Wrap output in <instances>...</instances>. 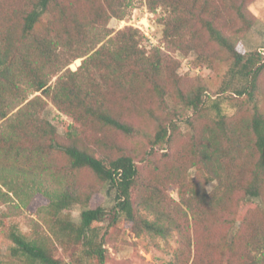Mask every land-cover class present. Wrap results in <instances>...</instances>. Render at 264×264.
<instances>
[{"label":"trees","instance_id":"16d2710c","mask_svg":"<svg viewBox=\"0 0 264 264\" xmlns=\"http://www.w3.org/2000/svg\"><path fill=\"white\" fill-rule=\"evenodd\" d=\"M146 1L154 12H169V46L195 53L211 68L229 63L239 84L235 95L252 105V118L229 116L221 99L226 90L212 100L200 78L185 90L176 74L179 63L160 49L148 55L138 30L113 36L108 24L127 16L131 0H0V171L15 175L18 185L20 177L33 176L32 184L23 185L32 193L39 184L48 202L49 234L30 239L19 229L10 232L11 254L21 264H106L105 233L120 219L138 236L167 237L178 230L182 249L170 264H264V57L237 48L254 25L249 6L256 0ZM171 61L175 68L167 78ZM171 96L193 112L186 119L191 135H179L173 120L157 116L155 99L162 105ZM49 102L80 132L61 136L43 116ZM195 117L201 121L195 124ZM149 122L156 123L155 131L144 128ZM140 138L150 145L141 160H151L158 147L168 150L147 177L137 149L126 145ZM22 160L38 161L41 171L59 180L87 170L96 182L43 190L32 170L9 163ZM103 184L116 192L110 212ZM3 185L7 202L15 190L7 181ZM171 187L179 189L186 209L170 198ZM252 201L257 204L248 207ZM75 205L84 207L79 223L62 217ZM55 243L70 262L54 254Z\"/></svg>","mask_w":264,"mask_h":264},{"label":"rangeland","instance_id":"374dc122","mask_svg":"<svg viewBox=\"0 0 264 264\" xmlns=\"http://www.w3.org/2000/svg\"><path fill=\"white\" fill-rule=\"evenodd\" d=\"M249 10L254 16V25L251 30L241 34L237 43V48L247 53L258 52L264 57V0L254 1L249 6ZM82 14L87 16V9H82ZM168 14L169 12L163 8H158L155 12L150 10L146 0H131L127 16L122 20L112 18L108 24V28L112 30L113 36L128 28L138 30L140 34H142L141 47L147 51L148 55L155 49H160L174 62L179 63L176 74L182 78L181 84L185 90H189L192 86L197 85L195 81L198 78L205 82L207 96L212 100L218 99L219 95L217 94L225 89L226 92L221 95V99L224 102V110L229 116L233 117V119H244L249 122L253 115L252 105L246 101L245 96L238 97L235 95V89L239 84L236 81H232L229 75V63L222 62L215 68H211L205 63L200 62L195 53L191 52L186 54L182 50L176 49L174 46H169L164 35V20ZM145 33H148L149 38ZM81 64L82 59L77 60L70 65V69L76 71ZM174 68L175 64L171 61L168 70L164 74L165 77L169 78ZM262 79L264 85V76ZM55 80L56 79H54V81ZM156 102L159 105L155 110L157 116L160 115L163 121L173 120L177 126V133L179 135L188 136L193 133L191 126L186 122L187 117L193 116V112L186 111L180 99H175L171 96L165 99V104H159V99H155L154 103ZM262 107L264 108V102ZM213 114L214 113L210 111L209 115L214 116ZM43 116L58 128L61 136H65L66 132L70 129L80 132L77 124L70 117L60 112L51 102H49ZM209 118L208 116V118L206 117L201 121L199 118L195 117L194 121L195 124L200 121L203 122L202 124H205V122H208ZM155 127V122L146 123L144 126L147 131L149 130L151 132L155 131ZM83 137L86 136L83 135ZM126 145L137 149L138 155L141 156L138 159V164L141 166L146 177L148 176L147 171L152 163H160L164 155L168 153L167 147H158L155 150V154L151 157L152 161L148 159L141 160L147 158L145 155L147 153L144 152L149 150L150 145L148 141L140 138L139 140L126 142ZM9 163H15L17 167L21 166L32 170L34 175H38L36 182L44 183L45 186H41L43 190L47 186L53 188L62 187L71 184L72 181L76 182L78 185L96 182L94 175L87 170L79 173L77 172L76 175L72 176V179L67 177L63 180H59L50 176L49 171H41L38 168L40 164H38L36 160L29 162L24 160L20 162L10 161ZM191 171L192 174L195 173L194 170ZM32 177L29 179L20 177L21 184L18 185L15 175H11L6 171H0V186L2 191L8 193V188L3 185V181H7L9 186L15 190V193L10 194L12 199L7 202H4L3 196L0 194V264H21L11 254L13 243L9 235L12 229H19L30 239L36 237L39 233L42 235L49 234V228L45 222V219L47 220L48 218L47 209L45 208L48 202L37 190L40 185L38 184L33 187L32 193L23 185L24 181L32 184ZM214 185L215 182L208 185L207 190L211 192ZM102 186L103 190L101 194L103 205L105 209L110 212L116 205V192L109 184H103ZM168 194L173 201L183 206L178 188H169ZM256 204V201L249 202L248 207H255ZM183 208L186 209L185 206H183ZM83 210L84 207L82 205H75L65 210L62 213V217L70 218L79 223ZM140 213L142 215H148L146 211L143 210H141ZM150 219H153V217L150 216ZM190 220L192 223V218H190ZM237 220L240 222L242 218L239 216ZM217 233L218 232H216V234ZM192 238L196 239L194 233L192 234ZM105 239L107 249L106 264H170L176 261L182 249L178 230H173L167 237L154 236L147 233L138 236L132 230L131 224L124 219H120L118 224L111 231L105 233ZM53 252L58 257L70 262L69 254L58 244H56ZM196 253L197 247L194 245L192 256L194 257Z\"/></svg>","mask_w":264,"mask_h":264},{"label":"built area","instance_id":"2783aa9c","mask_svg":"<svg viewBox=\"0 0 264 264\" xmlns=\"http://www.w3.org/2000/svg\"><path fill=\"white\" fill-rule=\"evenodd\" d=\"M146 35H147V37L149 38V36H148V33H145Z\"/></svg>","mask_w":264,"mask_h":264}]
</instances>
